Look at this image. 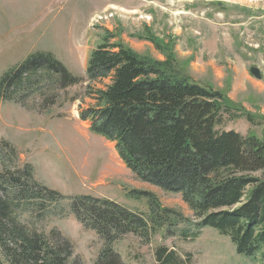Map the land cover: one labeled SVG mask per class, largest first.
Here are the masks:
<instances>
[{
  "label": "rangeland",
  "instance_id": "1",
  "mask_svg": "<svg viewBox=\"0 0 264 264\" xmlns=\"http://www.w3.org/2000/svg\"><path fill=\"white\" fill-rule=\"evenodd\" d=\"M105 38L142 58L173 64L190 81L222 93L231 114L240 115L224 112L218 130L264 134L256 117L264 115V0H0V78L36 52L51 53L85 77L89 52ZM250 68H258L261 79ZM83 87L41 89L19 103L0 99V171L29 164L36 182L63 195L49 207L22 209V224L67 239L81 264H95L103 241L74 217L71 199L106 198L147 213L149 193L184 219L171 227L173 234L162 228L149 238L129 234L115 241L124 263L158 264L155 251L165 247L175 252V264H264L238 255L212 228L182 236L195 232L192 212L180 195L138 180L114 144L89 131L78 117L79 101H69ZM242 109L254 114L255 123Z\"/></svg>",
  "mask_w": 264,
  "mask_h": 264
},
{
  "label": "trees",
  "instance_id": "2",
  "mask_svg": "<svg viewBox=\"0 0 264 264\" xmlns=\"http://www.w3.org/2000/svg\"><path fill=\"white\" fill-rule=\"evenodd\" d=\"M82 84L83 92L69 99L79 101V119L114 144L138 180L180 195L195 220V232L182 236L194 238L209 227L227 236L238 255L264 263V134L218 130L224 112L229 118L240 115L231 114L222 93L190 81L173 64L142 58L107 38L89 52L85 77L49 52L29 55L1 76L0 99L19 103L37 90ZM242 114L255 123L253 113L242 109ZM144 194L150 197L147 213L106 198L71 199L74 217L104 243L95 264H126L113 249L115 241L129 234L149 238L162 228L173 234L171 227L184 219ZM61 197L35 181L29 164L0 171V264H81L67 239L30 230L18 220L29 205L49 207ZM155 255L158 264H175L172 250L159 247Z\"/></svg>",
  "mask_w": 264,
  "mask_h": 264
},
{
  "label": "water",
  "instance_id": "3",
  "mask_svg": "<svg viewBox=\"0 0 264 264\" xmlns=\"http://www.w3.org/2000/svg\"><path fill=\"white\" fill-rule=\"evenodd\" d=\"M249 72H250V74H252L257 79H261V77H262L260 70L258 68H250Z\"/></svg>",
  "mask_w": 264,
  "mask_h": 264
},
{
  "label": "bare ground",
  "instance_id": "4",
  "mask_svg": "<svg viewBox=\"0 0 264 264\" xmlns=\"http://www.w3.org/2000/svg\"><path fill=\"white\" fill-rule=\"evenodd\" d=\"M101 182V181H100ZM102 244H104V243H102Z\"/></svg>",
  "mask_w": 264,
  "mask_h": 264
},
{
  "label": "crops",
  "instance_id": "5",
  "mask_svg": "<svg viewBox=\"0 0 264 264\" xmlns=\"http://www.w3.org/2000/svg\"><path fill=\"white\" fill-rule=\"evenodd\" d=\"M263 115V114H262ZM264 116V115H263Z\"/></svg>",
  "mask_w": 264,
  "mask_h": 264
}]
</instances>
